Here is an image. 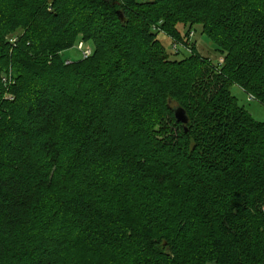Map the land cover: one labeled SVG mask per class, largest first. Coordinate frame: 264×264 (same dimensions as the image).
Here are the masks:
<instances>
[{
	"label": "trees",
	"instance_id": "obj_1",
	"mask_svg": "<svg viewBox=\"0 0 264 264\" xmlns=\"http://www.w3.org/2000/svg\"><path fill=\"white\" fill-rule=\"evenodd\" d=\"M196 26L223 65L158 38ZM234 85L264 105V0H0V264H264Z\"/></svg>",
	"mask_w": 264,
	"mask_h": 264
},
{
	"label": "rangeland",
	"instance_id": "obj_2",
	"mask_svg": "<svg viewBox=\"0 0 264 264\" xmlns=\"http://www.w3.org/2000/svg\"><path fill=\"white\" fill-rule=\"evenodd\" d=\"M145 1V0H144ZM181 32L185 34L187 29H181ZM194 35L189 37L188 44L180 43L177 49L174 48L173 40L169 37L165 36L164 34L160 33L158 38L161 40L163 45L165 46L167 52L170 54L172 59H182L185 56L189 55L193 50V44L195 45L198 52L204 56L208 57L212 60L215 65H223L224 64V57L219 56L215 52V47L212 42L202 34V29L199 26H196L194 31ZM22 32L17 33L11 36L12 40H16L17 37H20ZM81 42V41H80ZM79 42V43H80ZM79 45V44H78ZM78 45L74 48L67 50L62 53V56L69 61H78L82 59V54L78 48ZM232 94L237 98L238 103L240 106H243L256 120L264 121V105L260 102L254 100L251 96L246 94L243 89L239 86L234 85L232 87Z\"/></svg>",
	"mask_w": 264,
	"mask_h": 264
},
{
	"label": "built area",
	"instance_id": "obj_3",
	"mask_svg": "<svg viewBox=\"0 0 264 264\" xmlns=\"http://www.w3.org/2000/svg\"><path fill=\"white\" fill-rule=\"evenodd\" d=\"M193 35H194V32L191 33L190 37H192ZM11 41L13 43L16 42V40H11ZM178 46H180V43H178V42L174 43V48L175 49H177ZM78 48H79V50H80V52L82 54V57L84 59H86V58H88V57H90L92 55V52H93L92 48L90 46L85 45L84 42H80L79 45H78ZM4 82L7 83V79L4 78ZM11 99H13V98H11Z\"/></svg>",
	"mask_w": 264,
	"mask_h": 264
},
{
	"label": "water",
	"instance_id": "obj_4",
	"mask_svg": "<svg viewBox=\"0 0 264 264\" xmlns=\"http://www.w3.org/2000/svg\"><path fill=\"white\" fill-rule=\"evenodd\" d=\"M175 116H176L177 121L180 123H183L186 125L189 122V118L185 110L182 108H178L175 110Z\"/></svg>",
	"mask_w": 264,
	"mask_h": 264
}]
</instances>
